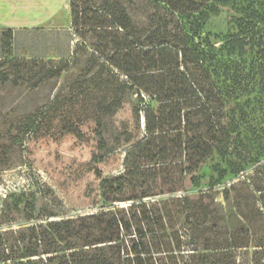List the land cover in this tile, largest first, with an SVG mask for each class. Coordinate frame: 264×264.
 I'll use <instances>...</instances> for the list:
<instances>
[{
  "label": "trees",
  "instance_id": "trees-1",
  "mask_svg": "<svg viewBox=\"0 0 264 264\" xmlns=\"http://www.w3.org/2000/svg\"><path fill=\"white\" fill-rule=\"evenodd\" d=\"M151 1L172 14L203 18L213 0ZM70 4L72 27L94 53L91 68L103 70L86 85L79 82L71 101L91 96L100 101L96 112L123 111L128 83L136 95L134 119L143 120V129L124 141L122 171L104 175L93 168L99 187L92 213L67 215L53 193L43 211L29 195H9L0 211V264H264V185L258 199L225 189L226 206L211 192H186L188 182L198 184L206 160L214 152L225 156L228 144L223 100L209 75L203 83L195 71L199 52L195 57L190 49L193 36L143 37L118 2L95 11L79 0ZM60 63L33 78V87L60 79L69 65ZM106 99L108 107L100 108Z\"/></svg>",
  "mask_w": 264,
  "mask_h": 264
},
{
  "label": "rangeland",
  "instance_id": "rangeland-1",
  "mask_svg": "<svg viewBox=\"0 0 264 264\" xmlns=\"http://www.w3.org/2000/svg\"><path fill=\"white\" fill-rule=\"evenodd\" d=\"M107 1L128 9L143 37L151 32L193 36L190 49L195 57L199 52L195 71L203 83L209 75L223 100L226 155L214 152L201 166L198 184L188 182L186 192L195 196L211 192L224 206L225 189L231 195L234 188L242 198L252 194L258 199L256 191L264 185L260 162L264 158V0H213L203 18L172 14L164 4L151 0H79V5L95 11ZM93 55L72 27L70 0L43 27H0V211L11 194L29 195L43 211L53 193L67 215L92 213L99 187L93 168L104 175L123 170L124 141L138 137L143 129V120L134 119L132 86L126 84L123 111L96 112L100 101L91 96L71 101L79 93V82L84 85L103 71L91 68ZM61 61L69 65L60 79L33 87V78L55 71ZM118 78L127 82L122 75ZM109 103L106 99L100 108ZM35 116L36 127L28 123ZM28 129L31 132L25 134ZM237 167L241 171L232 174Z\"/></svg>",
  "mask_w": 264,
  "mask_h": 264
},
{
  "label": "crops",
  "instance_id": "crops-1",
  "mask_svg": "<svg viewBox=\"0 0 264 264\" xmlns=\"http://www.w3.org/2000/svg\"><path fill=\"white\" fill-rule=\"evenodd\" d=\"M69 0H0V27L24 30L55 20Z\"/></svg>",
  "mask_w": 264,
  "mask_h": 264
}]
</instances>
